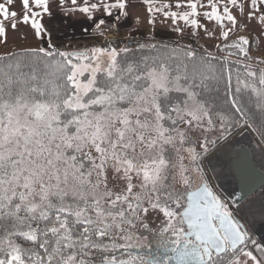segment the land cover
Wrapping results in <instances>:
<instances>
[{
    "label": "snow or ice",
    "instance_id": "1",
    "mask_svg": "<svg viewBox=\"0 0 264 264\" xmlns=\"http://www.w3.org/2000/svg\"><path fill=\"white\" fill-rule=\"evenodd\" d=\"M249 133L264 0H0V264H264Z\"/></svg>",
    "mask_w": 264,
    "mask_h": 264
},
{
    "label": "water",
    "instance_id": "2",
    "mask_svg": "<svg viewBox=\"0 0 264 264\" xmlns=\"http://www.w3.org/2000/svg\"><path fill=\"white\" fill-rule=\"evenodd\" d=\"M222 163L229 165L226 161ZM230 167L233 178L236 181V192L239 193L242 189H254L255 193L264 186V166H261L253 159L248 149L242 147L236 150ZM241 176L244 177V182H241Z\"/></svg>",
    "mask_w": 264,
    "mask_h": 264
},
{
    "label": "bare ground",
    "instance_id": "3",
    "mask_svg": "<svg viewBox=\"0 0 264 264\" xmlns=\"http://www.w3.org/2000/svg\"><path fill=\"white\" fill-rule=\"evenodd\" d=\"M242 147L248 149V151L253 156V159L261 166H264V152L261 150V148L256 143H254V141L249 135H246L243 138L238 136L237 138H235V141L232 143L231 147L228 148L224 153H221L217 158L219 161L221 162L226 161L229 164V165L223 164L225 176L221 177L219 181L228 189H232L236 187V181L233 178L230 163H232L233 161L234 152ZM226 178L227 181L229 182H226ZM259 192L260 191L258 190L253 195L258 194ZM255 231L258 236L264 234V224L257 222L255 225Z\"/></svg>",
    "mask_w": 264,
    "mask_h": 264
},
{
    "label": "rangeland",
    "instance_id": "4",
    "mask_svg": "<svg viewBox=\"0 0 264 264\" xmlns=\"http://www.w3.org/2000/svg\"><path fill=\"white\" fill-rule=\"evenodd\" d=\"M53 27H54V29H55V28L60 27V26L56 25L55 22H54V23H53ZM68 31H69V33L71 32L70 29H69ZM62 33H63V29L61 28V30L57 32V35H62ZM76 39H77V40H82V38L80 37L79 33L76 34ZM29 42H30V43H33V41H31V40H30ZM248 135L252 138V140L254 141V143H256V144L261 148V146L259 145V137L256 136L255 134H252V133H249ZM238 136H239V135H238ZM238 136H236L235 138H237ZM263 152H264V151H263ZM214 163H215V162H214ZM259 191H260V190H259ZM256 235H257V233H256ZM257 236H258V235H257Z\"/></svg>",
    "mask_w": 264,
    "mask_h": 264
},
{
    "label": "built area",
    "instance_id": "5",
    "mask_svg": "<svg viewBox=\"0 0 264 264\" xmlns=\"http://www.w3.org/2000/svg\"><path fill=\"white\" fill-rule=\"evenodd\" d=\"M81 42H83V40H80Z\"/></svg>",
    "mask_w": 264,
    "mask_h": 264
}]
</instances>
